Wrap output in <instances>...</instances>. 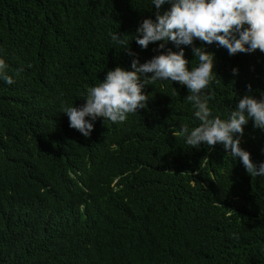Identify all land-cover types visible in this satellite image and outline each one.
Listing matches in <instances>:
<instances>
[{
	"label": "trees",
	"instance_id": "1",
	"mask_svg": "<svg viewBox=\"0 0 264 264\" xmlns=\"http://www.w3.org/2000/svg\"><path fill=\"white\" fill-rule=\"evenodd\" d=\"M155 11L150 0H0V59L14 80L0 81V264H264V177L222 143H184L181 126L198 123L184 86L146 84L144 108L118 124L97 118L87 138L62 112L108 70L179 50L132 39ZM193 44L214 54L203 90L213 115L264 93L259 49ZM179 47L195 66L191 46ZM240 147L264 161L251 120Z\"/></svg>",
	"mask_w": 264,
	"mask_h": 264
},
{
	"label": "clouds",
	"instance_id": "2",
	"mask_svg": "<svg viewBox=\"0 0 264 264\" xmlns=\"http://www.w3.org/2000/svg\"><path fill=\"white\" fill-rule=\"evenodd\" d=\"M164 4L170 7L161 14L159 10ZM150 5L156 10L155 19L144 18L132 39L142 49L150 42L163 41L158 45L159 49L172 42L179 50L167 49L143 63L133 58L131 70L120 66L108 70L102 81L86 89L83 104L63 107L69 127L87 138L97 118L118 124L125 121L128 114L144 108L148 96L142 89L146 84L178 82L187 89L185 100L198 121L191 128L181 126L179 134L184 143L189 147L222 143L226 152L230 150L228 155L234 161L239 158L248 175L264 177V161L253 162L250 153L240 147L243 126L249 120L254 128L264 131V93L259 98L252 94L239 97L224 118L213 115L209 107L212 97L203 90L213 81L214 54L193 44L194 40L203 44L215 43L225 48L230 56L257 49L264 53V0H150ZM109 35L115 44L132 55L127 47L129 42L125 45L118 32ZM181 45L191 46L197 61L195 66H187L189 62L184 57V49L179 47ZM6 67L5 61L0 59V81L11 85L14 80ZM236 72L233 68V75Z\"/></svg>",
	"mask_w": 264,
	"mask_h": 264
}]
</instances>
